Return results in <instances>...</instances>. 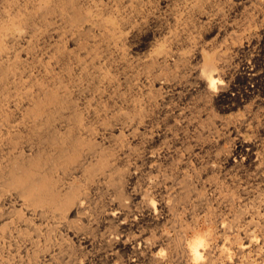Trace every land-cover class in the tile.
Returning a JSON list of instances; mask_svg holds the SVG:
<instances>
[{"label":"bare ground","instance_id":"bare-ground-1","mask_svg":"<svg viewBox=\"0 0 264 264\" xmlns=\"http://www.w3.org/2000/svg\"><path fill=\"white\" fill-rule=\"evenodd\" d=\"M262 28L264 0H0V264H264L258 145L231 113L225 165L192 143L246 112Z\"/></svg>","mask_w":264,"mask_h":264},{"label":"rangeland","instance_id":"rangeland-1","mask_svg":"<svg viewBox=\"0 0 264 264\" xmlns=\"http://www.w3.org/2000/svg\"><path fill=\"white\" fill-rule=\"evenodd\" d=\"M231 30L233 29V28H230ZM235 29H237V28H235ZM201 31H203L201 28H200V34H198L197 36L199 37L198 38V40L197 41H199L200 42V45L203 43V41H204V39H205V36L204 35H202V32ZM242 30H240L239 29V32H241ZM238 32V31H237ZM247 32V31H246ZM197 33H199V32H196L195 34H197ZM260 35H259V37H260V39H261V42H263V43H261L262 44V46L261 47H257L258 46V44H259V42H257L256 44L255 43H253V42H250L251 43V45H253V46H251L250 47V52L251 53H249V55L251 56H256L257 54H261V53H264V52H262V51H264V28H262L259 32H258ZM214 35L215 34H213L212 35V38L214 37ZM203 36V37H202ZM203 38V39H202ZM206 39H208L207 41H209L210 39H211V37H209V38H206ZM201 40H202V42H201ZM246 44V43H245ZM256 45V48H255V45ZM198 45H199V43H198ZM237 46H239V43H237L236 44ZM236 45H235V47H236ZM253 48V49H252ZM255 49H260V50H258V51H260V52H257ZM248 60V61H247ZM251 62H254V59L251 57V59L249 58H247L246 59V61H245V65L247 66V64L249 63H251ZM241 64V63H240ZM240 64H238L239 66H240ZM255 64V62L253 63V65ZM234 66V67H233ZM239 66L237 67L238 69H239ZM262 66V67H261ZM260 67L262 68V69H260ZM252 68H254L253 66H252ZM233 69V70H232ZM259 72L261 73V75L264 73V59H262V61L260 62V66H259ZM236 70V71H235ZM261 70V71H260ZM244 73V74H242V73ZM245 72H247V73H245ZM263 72V73H262ZM249 73H254V71H252V70H240V71H237V69H236V64L235 63H233V65H232V68L229 70V72L227 73V75H226V81L228 82H230V85H231V83L233 84V85H231V88H235L234 90L235 91H233V89H231L230 90V95H232V96H238V97H240L241 99H246V102L244 103V105H246L247 104V106L248 107H245V108H247L246 109V112H245V110L243 109L244 107H240V109H238L237 107L235 108V109H233V110H230V111H228V113H225L223 110H222V108H221V106H220V103H218L217 101H214L213 102V104H212V106L210 105V107H209V109H210V111H212V114H211V116L209 117V118H207V122H206V124L204 123V127L202 128L201 126H203V125H199V127L198 128H196V131H198V132H196L195 134H196V136H197V134H198V136H199V140L198 141H195V142H192V143H197L198 144V146L200 147V146H202V145H200V144H202V143H204V144H208L207 145V147L206 146H204L205 148H206V152L208 153V154H216L217 152H218V155L220 154V156H219V158L222 156V158H220V159H218V161L220 162L221 161V163L222 164H224L225 165V157H226V155H224V154H226L231 148H232V146H233V144H234V139H233V137H234V135H231V134H229L228 132H225L226 131V128H225V124H224V122L223 121H225V119L228 117V115H229V113H231L229 116H231L232 117V120L230 121V122H232V124H234L235 123V125L236 126H238L239 128H240V134L243 136V134L245 135L244 137H246L247 139H252V141H254L257 145H258V150H260L261 152H260V156H264V100H262L263 102H262V104H261V107H260V111H259V113H260V116H261V118H260V120L261 119H263V120H261V124L258 126V128L257 127H255L253 124V126L252 125H250L249 124V119L247 120V118L251 115V113L250 112H253L254 110H256V109H252L251 107H250V105H249V103H251L253 106H254V104H256L257 102H255V100H256V98L258 97H260L261 99L263 98L264 99V75H262L263 77V79H262V81L261 82H263V83H260V82H256L254 79H253V81H251L252 79H251V75H249L248 76V74ZM229 76V78H227ZM247 76V77H246ZM246 77V78H245ZM230 78H232V79H230ZM250 78V79H249ZM243 80V81H242ZM260 83V84H259ZM236 84V85H235ZM255 85V88H254V90H253V86ZM263 85V86H262ZM233 86V87H232ZM261 86V87H260ZM248 87V88H247ZM258 89H257V88ZM262 90H261V89ZM238 89H239V91H238ZM249 91V93H246V92H248ZM233 92V93H232ZM255 92V93H254ZM237 93V94H236ZM238 93H239V95H238ZM243 93H245L244 95H243ZM253 93V94H252ZM247 94H249V95H247ZM252 94V95H251ZM241 95V96H240ZM247 95V96H246ZM256 95V96H255ZM251 97V98H250ZM248 98V99H247ZM257 98V99H258ZM259 98V99H260ZM258 99V100H259ZM261 101V100H260ZM256 108V107H255ZM212 109V110H211ZM221 109V110H220ZM249 109V110H248ZM252 109V110H251ZM251 110V111H250ZM215 114H214V113ZM217 112V113H216ZM224 112V113H223ZM239 112V113H238ZM243 112V113H242ZM219 113V114H218ZM237 113V114H236ZM241 113V114H240ZM246 113V114H245ZM249 115H248V114ZM226 114H227V116H226ZM244 114V115H243ZM198 115V114H197ZM222 115L224 116V117H222ZM246 118H245V117ZM248 116V117H247ZM263 116V117H262ZM204 117H206V115H204L202 118H204ZM222 117V118H221ZM217 120H216V119ZM198 119V118H197ZM210 119V120H209ZM213 119V120H212ZM219 119V120H218ZM222 119V120H221ZM236 119V120H235ZM210 121V122H209ZM215 121V122H214ZM246 121V122H245ZM238 122V123H237ZM237 123V124H236ZM241 125H240V124ZM209 124V125H208ZM212 124V125H211ZM206 125H207V127L208 128H206ZM216 125V126H215ZM222 125H224V126H222ZM244 125V126H243ZM211 126V127H210ZM215 126V128H216V130H215V128H214V130H213V127ZM217 126H218V128H217ZM223 127H224V129H223ZM199 129H205V131L203 130H199ZM208 129V131H206ZM224 130V131H223ZM200 131H201V134L203 133V135H207L208 133H209V137L207 136L206 137V135L205 136H201V134H200ZM215 131V132H214ZM205 132V133H204ZM207 132V133H206ZM211 132V133H210ZM220 132V133H219ZM224 132V133H223ZM244 132V133H243ZM191 133V134H190ZM192 131H190V132H188L187 133V135H192ZM213 133V134H212ZM245 133H247V134H245ZM217 134V135H216ZM211 135V136H210ZM227 135V136H226ZM229 136V137H228ZM201 137V138H200ZM202 137H204V139L202 138ZM205 137H206V139H205ZM215 137V138H214ZM219 139H218V138ZM222 137V138H221ZM230 137H231V140H230ZM252 137V138H251ZM259 137H261V139H259ZM256 138H258V139H256ZM212 139V140H211ZM226 139V140H225ZM229 139V140H228ZM256 139V140H255ZM201 140V142H199ZM202 140H204V142H202ZM207 140V141H206ZM210 140V141H209ZM261 140V141H260ZM213 141V142H212ZM228 141V142H227ZM251 141V140H250ZM263 141V142H262ZM206 142V143H205ZM208 142H210V143H208ZM220 144H219V143ZM222 142V143H221ZM231 143V144H230ZM260 143V144H259ZM219 144V145H218ZM212 145H213V148H210V147H212ZM216 145H218L217 147H216ZM220 146V147H219ZM204 147H202V148H204ZM214 147H216V148H214ZM220 148H221V150H220ZM230 148V149H229ZM262 149V150H261ZM209 150H211L212 151V153H210L211 151H209ZM217 150H219L220 151V153H219V151H216ZM198 151V150H197ZM224 151V152H223ZM263 151V152H262ZM206 152H203L204 153V155L205 154H207ZM223 152V153H222ZM223 155L225 156V157H223ZM254 157H256V156H254ZM262 158H264V157H262ZM222 160H223V162H222ZM243 173V172H242ZM91 253H93V252H91ZM93 254H96V252L94 251V253ZM125 259V258H124ZM124 262H126V261H124ZM123 262V259H122V261H121V263L122 264H125Z\"/></svg>","mask_w":264,"mask_h":264}]
</instances>
